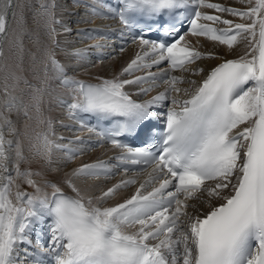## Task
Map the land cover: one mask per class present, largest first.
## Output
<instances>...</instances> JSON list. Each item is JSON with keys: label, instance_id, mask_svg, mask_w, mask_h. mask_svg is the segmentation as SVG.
<instances>
[{"label": "snow or ice", "instance_id": "1", "mask_svg": "<svg viewBox=\"0 0 264 264\" xmlns=\"http://www.w3.org/2000/svg\"><path fill=\"white\" fill-rule=\"evenodd\" d=\"M238 2L0 0V264H264V0ZM113 34L137 51L84 78Z\"/></svg>", "mask_w": 264, "mask_h": 264}, {"label": "bare ground", "instance_id": "2", "mask_svg": "<svg viewBox=\"0 0 264 264\" xmlns=\"http://www.w3.org/2000/svg\"><path fill=\"white\" fill-rule=\"evenodd\" d=\"M217 1H221V4H223V2L224 3H232L231 1H233V0H217ZM233 4L237 5V7H239V6L246 7V5L239 3L238 0L233 2ZM224 16H225V18H228V19H236L235 17L228 16L227 14H224ZM106 25H110L112 28H118L119 27L118 21H116V20H104V21L97 20L94 25H81V26H84V27L87 26V28H89V27L103 28ZM126 39H125L126 41L125 40L120 41L116 38L115 34L111 35L109 37V40L115 41V44H113V47L116 49V51H112V49H104L103 50L104 51V62L103 63H96L95 67L89 69L88 75L86 73H81V75L84 78H90L88 76H90L92 74L110 77L113 74V72L118 71L121 67H123L133 57V55L137 51L136 45H134L130 42V38H126ZM94 42L95 41H86V43H94ZM195 42H196V38H195L194 43ZM121 44L125 48L124 52H119V46ZM197 46L201 47L202 51H214L226 59L234 58L237 54L240 53V51L243 47V45H241V48L236 49L232 53H228L227 50L223 46L215 45L213 42L207 41L204 38H200ZM109 52L111 53V55H108ZM61 59H63V57H61ZM92 59H93V61H95L96 57L93 56ZM219 62L220 61H217V60H205V61H201L199 63H200V66L204 67L205 71H207ZM137 74L140 75L142 73H137ZM193 79H199V77H193ZM153 94H155V93H153ZM147 98L148 97H146V99ZM53 115L58 116L60 118H64L61 115L59 110L55 111L53 113ZM65 123L68 124L71 122L68 121L67 119H65ZM57 130H58V132L63 133L64 135H71L72 134L63 128H58ZM78 134L81 135L85 140H89V141H95L96 140L95 135L90 134L87 131H82V132H79ZM93 148H94V150L89 151L88 153H86L85 155L80 157L77 160V163L92 162L97 157H100L103 159H109L110 157H113L116 155L115 151L109 150L110 146L107 144H105L104 147H99V146H96L95 144H93ZM73 166L74 165H69V168H71ZM120 171H122V170H120ZM135 174L136 173H129L128 172L127 175L129 177H131V176H134ZM121 178H123V177L119 174V171H118V174L112 180H109L106 183L111 184V183H114L115 181H117ZM134 188H135V186L129 187L125 191L124 195L130 194L132 191H134Z\"/></svg>", "mask_w": 264, "mask_h": 264}]
</instances>
